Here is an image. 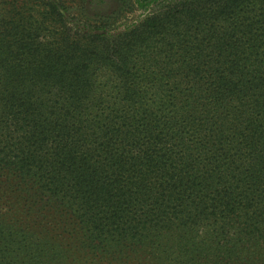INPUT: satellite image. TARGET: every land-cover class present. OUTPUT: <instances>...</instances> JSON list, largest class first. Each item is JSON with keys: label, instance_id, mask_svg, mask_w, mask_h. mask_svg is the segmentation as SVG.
Listing matches in <instances>:
<instances>
[{"label": "trees", "instance_id": "16d2710c", "mask_svg": "<svg viewBox=\"0 0 264 264\" xmlns=\"http://www.w3.org/2000/svg\"><path fill=\"white\" fill-rule=\"evenodd\" d=\"M114 2L0 0V264H264V0Z\"/></svg>", "mask_w": 264, "mask_h": 264}, {"label": "rangeland", "instance_id": "374dc122", "mask_svg": "<svg viewBox=\"0 0 264 264\" xmlns=\"http://www.w3.org/2000/svg\"><path fill=\"white\" fill-rule=\"evenodd\" d=\"M65 3L69 7H74L73 9H77V0H65ZM88 3H89V9L91 11L97 10L106 13L108 11H112L113 9H115L114 0H88Z\"/></svg>", "mask_w": 264, "mask_h": 264}]
</instances>
